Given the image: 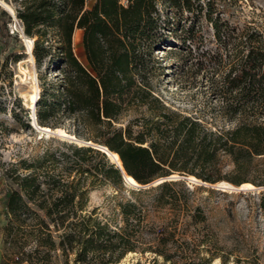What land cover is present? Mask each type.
I'll use <instances>...</instances> for the list:
<instances>
[{
  "label": "trees",
  "instance_id": "1",
  "mask_svg": "<svg viewBox=\"0 0 264 264\" xmlns=\"http://www.w3.org/2000/svg\"><path fill=\"white\" fill-rule=\"evenodd\" d=\"M197 2L194 10L191 0H18L36 68L58 70L38 93L36 122L54 130L68 120L73 134L94 146L69 144L71 155L45 153L20 162L26 173L12 178L17 189L6 204L5 230L16 257L2 264H44L56 249L71 264H118L130 253L152 255L150 264H228L184 179L132 187L106 215L86 209L89 189L109 185L117 199L124 185L121 169L96 145L116 153L139 185L173 172L237 185L248 172L264 174V33L220 23L209 1ZM161 4L205 11L224 51L209 61L211 94L227 126L210 128L174 111L154 113L165 109L150 88L148 68L152 48L170 30L160 18ZM0 16L10 20L6 11ZM76 30L82 32V61L72 46ZM130 111L139 116L117 126ZM31 242L35 249L25 252ZM33 253L43 256L34 261Z\"/></svg>",
  "mask_w": 264,
  "mask_h": 264
},
{
  "label": "rangeland",
  "instance_id": "2",
  "mask_svg": "<svg viewBox=\"0 0 264 264\" xmlns=\"http://www.w3.org/2000/svg\"><path fill=\"white\" fill-rule=\"evenodd\" d=\"M198 1L204 5L209 1L211 16L213 19L218 18L220 23L228 22L240 28L248 25L264 33V0ZM191 2L192 8L196 10L197 0ZM5 4L15 15L10 12L12 16L8 14L9 21L0 16V264L7 260L10 263L16 257L17 250L11 243L13 237L5 230L10 220L6 204L11 192L17 189L12 178L26 173L20 162L36 161L45 153L56 157L61 153L71 155L69 144L94 146L93 143H86L90 141L75 136L68 120L60 124V128L66 132L65 136L40 131L32 124L38 107L36 105L35 110L29 108L31 94L35 91L37 101L42 84L52 79L58 70L53 71L45 66L37 69L35 64L30 67L26 43L17 28L21 23L16 12L18 0H0V10H8ZM159 10L161 20L167 22L170 30L165 31V36L158 39L162 42L152 48L148 63L150 88L165 107L162 110L155 108L154 113L174 111L202 121L210 128L227 126L228 123L219 110L220 104L211 94L214 72L209 61L224 51L214 37L212 26L204 15L205 11L203 14L178 11L162 4L159 5ZM188 37L191 40H186ZM81 38L82 32L76 30L72 46L80 61L84 60ZM25 71L27 72L24 73ZM25 86H32L34 91H23ZM138 116V113L130 111L117 126H125ZM109 160L113 163L110 158ZM90 161L93 163L96 159L92 156ZM191 176L173 172L168 177H174L172 180L184 179L186 186L194 190L190 200L203 208L208 230L213 233L221 254L228 256V264H264V208L260 207L264 194V174L251 171L243 176L240 181L253 182L252 188H243L241 184L227 180L210 184L194 176L195 179H192ZM132 187L134 186L124 182L117 199H111L115 191L109 185L89 189L87 211L97 207L102 215L110 213L115 201L126 198L127 191ZM197 187L202 188L197 190ZM21 236L19 234L18 237L22 238ZM29 244L25 247V252L35 249L33 242ZM49 255V261L44 264H71L65 261L59 249L51 251ZM42 256L43 254H32L34 261ZM151 259L152 255L148 253H130L118 264H150ZM212 264H220V260L215 259Z\"/></svg>",
  "mask_w": 264,
  "mask_h": 264
},
{
  "label": "bare ground",
  "instance_id": "3",
  "mask_svg": "<svg viewBox=\"0 0 264 264\" xmlns=\"http://www.w3.org/2000/svg\"><path fill=\"white\" fill-rule=\"evenodd\" d=\"M5 6L7 7V9L9 10V12H11L12 13V15H15L14 14V11L11 9V8H9L6 4H5ZM19 30H20V32H21V28H22V25H21V23H19V25H18V27H17ZM21 34H22V32H21ZM22 37H23V39L25 40V43H26V48H27V51H26V53H27V55H28V58H27V61H28V63L30 64V67L31 66H33L34 65V57H33V55H32V48H33V41H32V39H29V38H27L26 36H24L23 34L21 35ZM28 70V69H27ZM32 71V70H31ZM27 71H25L24 73H26ZM28 74H30V73H28ZM27 78V77H26ZM29 80V79H28ZM31 80V79H30ZM35 80V79H34ZM33 82V81H32ZM27 84V83H26ZM23 88V86L21 87V89ZM28 91V90H31V91H34V88L32 87V86H25L24 87V89H23V91ZM29 92V91H28ZM35 92V91H34ZM32 93L31 94V98H30V102H29V108L30 109H34L35 107H36V97L37 96H35V93ZM23 94V93H22ZM35 110V109H34ZM33 125H34V127L35 128H37L38 130H40V131H43V132H46V133H54L55 135H60V136H65L66 135V132L64 131V130H62V129H54V130H52V129H50V128H48V127H44V126H40L39 124H37L36 123V121H35V117H34V121H33V123H32ZM53 131V132H52ZM70 137V136H69ZM73 139V138H72ZM87 144H91V142H86ZM98 148L100 149V150H102V151H106V147H104V146H98ZM108 152V154H109V157H110V159H111V161H113V162H115L117 165H121V162H120V159H119V157H118V155L116 154V153H110L109 151H107ZM190 178H192V179H195L193 176H191ZM127 179H128V182L132 185V184H137L136 183V181L132 178V177H130V176H128L127 177ZM241 186L243 187V188H252V187H254L251 183H242L241 184Z\"/></svg>",
  "mask_w": 264,
  "mask_h": 264
},
{
  "label": "water",
  "instance_id": "4",
  "mask_svg": "<svg viewBox=\"0 0 264 264\" xmlns=\"http://www.w3.org/2000/svg\"><path fill=\"white\" fill-rule=\"evenodd\" d=\"M5 11L10 15V16H12L11 15V13L8 11V10H6L5 9ZM21 25H22V28H21V32H22V34L24 35V36H26L25 35V33H24V27H23V23L21 22ZM52 134H54V133H52ZM102 151V150H101ZM107 151H109L107 148H106V151H102L103 153H105V155L107 156V157H109V154H108V152ZM110 152V151H109ZM111 153V152H110ZM110 158V157H109ZM115 165H117L115 162H113ZM120 169H121V171L123 172V180H124V182L125 183H127V184H129V185H131L129 182H128V179H127V177H128V175L127 174H125V172H124V170H123V168H122V165H117ZM174 177H166V178H161V179H158V180H156V181H154V182H152V183H150V184H147V185H139V184H132L131 186H134V187H137V188H147V187H149V186H151L152 184H154V183H158V182H162V181H166V180H172Z\"/></svg>",
  "mask_w": 264,
  "mask_h": 264
}]
</instances>
